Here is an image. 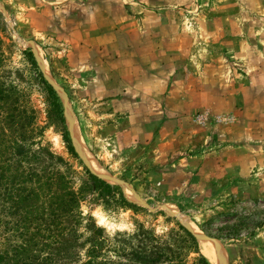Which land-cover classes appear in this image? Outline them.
Here are the masks:
<instances>
[{"label": "rangeland", "instance_id": "374dc122", "mask_svg": "<svg viewBox=\"0 0 264 264\" xmlns=\"http://www.w3.org/2000/svg\"><path fill=\"white\" fill-rule=\"evenodd\" d=\"M26 50L58 89L77 157L47 119ZM140 59L149 61L140 77L150 80L132 93L140 120H130L97 93L109 78L124 84ZM162 78L168 89L158 97ZM0 79L33 112V150L44 149L82 196V215L106 235L137 225L160 235L179 224L219 241L226 264H264V132L252 122L264 100V0H0ZM93 169L141 212L104 203Z\"/></svg>", "mask_w": 264, "mask_h": 264}, {"label": "trees", "instance_id": "16d2710c", "mask_svg": "<svg viewBox=\"0 0 264 264\" xmlns=\"http://www.w3.org/2000/svg\"><path fill=\"white\" fill-rule=\"evenodd\" d=\"M23 55L47 95L48 121L60 128L69 153L77 157L56 92L31 51ZM32 113L0 79V264H189L186 253L197 255L192 264H211L199 254L195 237L179 224L160 235L137 225L132 233L108 236L90 216H83L80 193L51 167L44 149L37 152L28 142ZM88 177L104 203L142 210L118 187Z\"/></svg>", "mask_w": 264, "mask_h": 264}, {"label": "crops", "instance_id": "0c3cea01", "mask_svg": "<svg viewBox=\"0 0 264 264\" xmlns=\"http://www.w3.org/2000/svg\"><path fill=\"white\" fill-rule=\"evenodd\" d=\"M141 49H142L141 47L136 49L135 53H137V55H140L138 51ZM240 52L242 51L240 50ZM142 62H144L145 64ZM134 63L136 64L140 63L141 65L138 64L134 66L133 70L135 73L131 75L130 78L124 82V84H122L121 82L120 83L116 82L115 80H113V78H109V83H108L109 86L102 85V87L98 88L97 94L103 97L104 99L108 100V103H110V107H112V110L114 113H119V114L125 113L129 115L128 118H130V120H140V117L136 114L137 109H138L137 107L138 101L134 99V96H132V93L136 91L135 88H137L138 83H142L146 81L147 79L150 80L149 77H146V80H144L145 76L140 77V75L142 76L143 73L147 75L149 74V65L147 66L149 61L140 59V61L137 60ZM138 80H140V82H138ZM156 83H157V87L160 88V92L157 93V91H155V88H153L152 92L155 91V93H157L156 96L158 97L160 96L164 97V95H166L165 90L168 89L166 79H163V78L159 79V81H156ZM142 87L145 88L146 86L142 85ZM149 89H148L147 95L151 93V90ZM170 92H171V95L173 93L174 94L177 93L176 89L174 91H169V93ZM190 94H192V92ZM193 94L194 96L196 95L195 91ZM139 95L146 98L145 90L142 92V94L139 93ZM191 98H192L191 96H188L186 99L190 102ZM254 107H257L255 108L257 109V111H254V113L252 114V122L254 124V127H258L257 128L258 133H262L264 132V100H263V103L261 101L257 102L256 100ZM146 115L148 116L147 120H149V115H153V113L149 114V111H148L144 116Z\"/></svg>", "mask_w": 264, "mask_h": 264}, {"label": "water", "instance_id": "95a60500", "mask_svg": "<svg viewBox=\"0 0 264 264\" xmlns=\"http://www.w3.org/2000/svg\"><path fill=\"white\" fill-rule=\"evenodd\" d=\"M36 61H37L38 65H40V63H39L37 57H36ZM41 69H42V68H41ZM42 72H43L44 77H45V79L47 80V82H48V83H49V84H50L55 90H58V89L54 86V84L52 83V81L46 76V74L44 73L43 70H42ZM60 92H61V90H60ZM62 101H63L62 103H63V106H64V108H65V112H66V123H67L68 129H69V131H70V135H71V139H72L73 146H74V148H76V150L78 151L80 157H81L82 160L86 163L87 167H89V164H88V162L86 161V159H85V157H84V155H83V152L80 150V148H79V146H78V144H77V142H76V140H75V138H74V135H73V134H74V133H73V130H74V122H73V120H72L70 110H69V108H67V104H66V102H65L64 100H62ZM92 173H93V175L97 176L98 178H100V179L103 180V181H108V180H110V179H108L106 176L101 175V174H98V173H96L95 171H93ZM159 209L164 210V211H165L168 215H170V216H173V217H177V216H178V213H177L176 211H175L174 213H172L171 210H170V208H168V207L162 206V207H160ZM184 227L186 228V230H187L190 234L193 235V237L197 238V240H198L199 237H200L201 239H203V240H211V241H212V239H213V238H210L208 235H206V234H204V233H201V232H199V231H195L194 229L190 228L189 226H184ZM214 240H215V239H214ZM218 253H220V251H218ZM220 264H226V262H225V263H224V262H221Z\"/></svg>", "mask_w": 264, "mask_h": 264}, {"label": "bare ground", "instance_id": "6f19581e", "mask_svg": "<svg viewBox=\"0 0 264 264\" xmlns=\"http://www.w3.org/2000/svg\"><path fill=\"white\" fill-rule=\"evenodd\" d=\"M89 158V157H88ZM93 161V160H92ZM95 162L93 161L92 164H94ZM95 172L100 173L98 170L93 169ZM211 238V237H210ZM201 241V247L203 250L204 255L206 256V258L212 263V264H220L221 262H223V259L225 258V254L222 252V250L220 251L218 249V247L221 249V244L219 243V241L212 239L211 240H203L200 239ZM217 246V247H216ZM221 246V247H220ZM223 248V247H222ZM218 251H220V253H218ZM223 251L225 252V249L223 248ZM226 253V252H225Z\"/></svg>", "mask_w": 264, "mask_h": 264}]
</instances>
